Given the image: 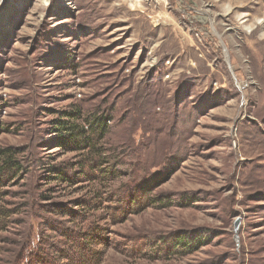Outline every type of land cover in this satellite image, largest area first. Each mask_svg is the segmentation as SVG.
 <instances>
[{"label":"rangeland","instance_id":"374dc122","mask_svg":"<svg viewBox=\"0 0 264 264\" xmlns=\"http://www.w3.org/2000/svg\"><path fill=\"white\" fill-rule=\"evenodd\" d=\"M93 229L91 264H264V0H0V264Z\"/></svg>","mask_w":264,"mask_h":264},{"label":"trees","instance_id":"16d2710c","mask_svg":"<svg viewBox=\"0 0 264 264\" xmlns=\"http://www.w3.org/2000/svg\"><path fill=\"white\" fill-rule=\"evenodd\" d=\"M77 113H73V115L70 112L64 111L63 114L60 115L59 119L55 122V129L57 132L61 133L62 136L58 137L60 138V141H62L63 145H74L77 150L80 148H86L89 147L88 141L85 140V131L83 129H76L75 125H72L70 123V118L75 116ZM82 143V144H81ZM80 144V145H79ZM86 145V147H84ZM82 146V147H81ZM52 169V172L55 173L56 178L54 180L60 179L59 176H64L63 171L59 167L50 168ZM61 180V179H60ZM133 197L130 199V204L132 203ZM83 208H87L89 206V202L84 200L81 202ZM57 210H61V213L63 215L64 210L61 206L57 207ZM46 230H51L54 233H56L55 227H47L45 225ZM94 229L91 230L89 235L84 234L82 238H79L77 236L74 237V231L69 232H63V245H66L65 248H58L55 246V243H48V241H44V237L42 232L40 235H38V238L36 240V246L43 245L45 246V251L43 252L42 256H38L37 253L31 252L30 254L26 255L27 262L26 264H91V260H86L87 253V246L93 245L96 243L94 238H96V235L93 233H96ZM76 234V233H75ZM85 236H91V240L88 242H85L86 239ZM71 237H74L73 240H71ZM180 235H177L173 241L176 242V244H181V246L186 245L185 239L180 241ZM162 243L164 244L167 242L165 239H161ZM52 242H54L52 240ZM70 242V243H69ZM36 247V248H37ZM172 247H176L175 244H172ZM177 248V247H176ZM183 250V249H182ZM89 259H92V257Z\"/></svg>","mask_w":264,"mask_h":264},{"label":"bare ground","instance_id":"6f19581e","mask_svg":"<svg viewBox=\"0 0 264 264\" xmlns=\"http://www.w3.org/2000/svg\"><path fill=\"white\" fill-rule=\"evenodd\" d=\"M249 30V29H248Z\"/></svg>","mask_w":264,"mask_h":264}]
</instances>
